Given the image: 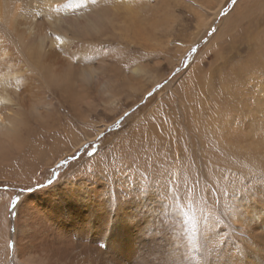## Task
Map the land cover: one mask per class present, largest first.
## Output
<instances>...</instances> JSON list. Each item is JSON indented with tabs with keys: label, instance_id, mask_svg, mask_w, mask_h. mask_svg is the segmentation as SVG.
Masks as SVG:
<instances>
[{
	"label": "bare ground",
	"instance_id": "obj_1",
	"mask_svg": "<svg viewBox=\"0 0 264 264\" xmlns=\"http://www.w3.org/2000/svg\"><path fill=\"white\" fill-rule=\"evenodd\" d=\"M59 3L0 0V170L4 176L28 181L46 172L63 154L95 138L96 132L89 130L70 131L76 120L46 119L48 105L33 106L39 90L28 83L24 62L15 59L27 57L38 71L47 69L59 79L68 78L67 52L46 40L48 29L62 21V14L76 0ZM59 6L64 7L61 13ZM20 107L33 109L37 119H20ZM48 112L56 115L54 109ZM233 117L235 110L233 122L227 118L210 124L215 143L202 150L200 141L194 169L185 165L183 154H167L171 139L148 140L151 146L146 147L155 152L150 161L135 152L137 144L125 148L124 138L111 145L116 160L122 159L114 163L117 177L128 164L133 172L141 161L150 167L148 175L142 168L140 178L134 172L135 182L143 184L148 176L151 185L141 197L132 187V178L120 177L117 182L106 178L97 156L52 183L30 188L18 199L14 215L6 207L9 193L0 192V245L6 241L5 248L0 246V264L6 260L24 264L19 254L26 256L28 264H166L173 256L176 264H264V181L251 175L264 173V123L256 128L259 123L235 122ZM233 129L248 138H234ZM124 158L130 161L125 166ZM196 169L201 183L194 180ZM237 169L244 174L243 181L236 178ZM86 170L91 177L85 176ZM187 222H192L190 229Z\"/></svg>",
	"mask_w": 264,
	"mask_h": 264
},
{
	"label": "rangeland",
	"instance_id": "obj_2",
	"mask_svg": "<svg viewBox=\"0 0 264 264\" xmlns=\"http://www.w3.org/2000/svg\"><path fill=\"white\" fill-rule=\"evenodd\" d=\"M66 1L60 0L59 4ZM63 8L59 6L57 10L61 13ZM51 27L46 40L50 38L55 49L67 52L64 59L68 80L59 79L47 69L38 71L27 57L17 56V62H24L28 83L40 93L33 106L54 109L56 115L47 111L46 119L59 117L69 123L76 120L70 131L80 134L89 130L96 134L28 181L11 174L4 176L6 173L0 170V192L10 195L7 205L30 188L45 186L77 170L89 160L82 155L89 145L90 152L99 149L96 156L111 178L114 163L122 160H116L111 145L121 138L125 148L137 144L135 152L145 161L153 159L151 155L155 153L152 147H146L151 146L148 140L171 139L165 147L167 154H183L187 158L185 165L194 169L200 141L202 150L215 143L209 129L216 120L233 122L235 110V122L250 120L259 123L256 128L264 123V94L260 93L264 88V0H237L235 6L232 0H76L62 14V21ZM212 28L215 34L207 35ZM35 43H39L38 39ZM193 47L197 52L189 55ZM185 64L190 67L185 69ZM176 68L179 73H174ZM166 78V87L145 103L147 92ZM19 112L20 119H37L31 108L20 107ZM124 112L131 115L121 127L116 122ZM101 133L104 139H99ZM232 134L239 140L248 138L241 130L233 129ZM74 154L80 158L74 159ZM124 161L125 166L129 160ZM143 163L134 170L139 178L142 168L147 175L150 168ZM199 169L195 170L194 180L201 183ZM235 172L236 178L243 181L240 169ZM84 173L91 177L90 170ZM251 175L264 181V173ZM147 178L143 184H149ZM213 185L209 186L215 190ZM205 199L208 203L209 199ZM186 227L190 229L192 222H187ZM5 243L3 240L1 250ZM7 257L12 263V252Z\"/></svg>",
	"mask_w": 264,
	"mask_h": 264
},
{
	"label": "snow or ice",
	"instance_id": "obj_3",
	"mask_svg": "<svg viewBox=\"0 0 264 264\" xmlns=\"http://www.w3.org/2000/svg\"><path fill=\"white\" fill-rule=\"evenodd\" d=\"M232 3L233 5L235 6V4L237 3V0H232ZM211 27V26H209ZM216 32V29L215 28H212L211 31L207 32L206 34L211 36V35H214ZM56 39H60V37H56ZM198 43V41H197ZM197 52V48L193 47L190 49V52H189V55H193ZM185 69H187L188 67H190V64H185L184 65ZM180 72V69L179 68H176L174 69V73H179ZM169 82V78H166L165 81L163 83H156L155 87L153 90L151 91H148L147 92V96L144 98V102L147 103L148 100H150L152 97H154L156 95L157 92H159L161 89L165 88L167 83ZM142 105H138L137 107H141ZM131 115L130 112H124L123 113V116L116 122L118 123L121 127H123V121L125 119H127L129 116ZM120 129L117 128L116 131H119ZM99 139H104V134L101 133ZM91 145H89L86 150H85V153L82 154V155H87L89 157V160H91L94 156L97 155L99 149H97L96 152H90L88 151V148H90ZM73 158L74 159H79L80 157H77L75 156V154L73 155ZM147 170V169H145ZM103 175L108 178V173L106 171H104L103 169L101 170ZM92 174H95V172H93ZM134 172H133V169H132V165L131 164H128L126 167H122L120 169V177H122L124 180H129L130 178H132L134 180ZM120 177H116L115 174H114V179H113V182H117L119 181ZM132 187H134L137 191H136V195L138 197H141L143 196L144 194H146V192L150 189L151 185L150 184H140L138 182H134L132 183ZM7 190V189H5ZM23 190V189H21ZM240 193H243V190L241 189L240 190ZM233 195H235V193H233ZM17 196H18V193H17ZM173 196H176L175 193H173ZM18 203V200H17V197L10 203V205H7V209L9 211L10 214L14 215V209L16 207V204ZM233 208L236 209V204L233 205ZM236 214L239 215V212H237L236 210ZM20 255V258L24 261V264H28V260L26 258L25 255ZM166 264H176V258L173 256V257H170L167 261H166Z\"/></svg>",
	"mask_w": 264,
	"mask_h": 264
}]
</instances>
